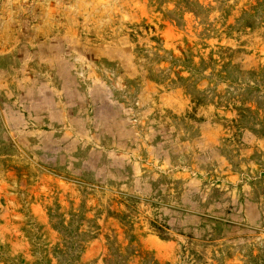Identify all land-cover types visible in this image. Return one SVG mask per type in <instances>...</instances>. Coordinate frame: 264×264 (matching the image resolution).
Listing matches in <instances>:
<instances>
[{
    "label": "rangeland",
    "instance_id": "obj_1",
    "mask_svg": "<svg viewBox=\"0 0 264 264\" xmlns=\"http://www.w3.org/2000/svg\"><path fill=\"white\" fill-rule=\"evenodd\" d=\"M0 264H264V0H0Z\"/></svg>",
    "mask_w": 264,
    "mask_h": 264
}]
</instances>
